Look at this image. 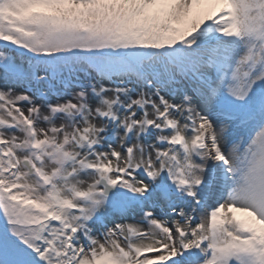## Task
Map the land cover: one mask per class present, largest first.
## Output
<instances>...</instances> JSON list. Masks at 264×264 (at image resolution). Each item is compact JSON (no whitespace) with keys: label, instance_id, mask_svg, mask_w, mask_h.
Segmentation results:
<instances>
[{"label":"snow or ice","instance_id":"1","mask_svg":"<svg viewBox=\"0 0 264 264\" xmlns=\"http://www.w3.org/2000/svg\"><path fill=\"white\" fill-rule=\"evenodd\" d=\"M0 264H264V0H0Z\"/></svg>","mask_w":264,"mask_h":264}]
</instances>
